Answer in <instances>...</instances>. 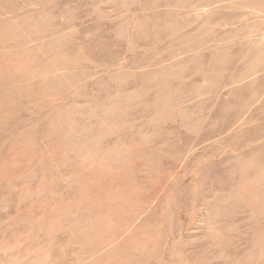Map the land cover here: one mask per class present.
Here are the masks:
<instances>
[{
  "label": "rangeland",
  "instance_id": "obj_1",
  "mask_svg": "<svg viewBox=\"0 0 264 264\" xmlns=\"http://www.w3.org/2000/svg\"><path fill=\"white\" fill-rule=\"evenodd\" d=\"M0 264H264V0H0Z\"/></svg>",
  "mask_w": 264,
  "mask_h": 264
}]
</instances>
